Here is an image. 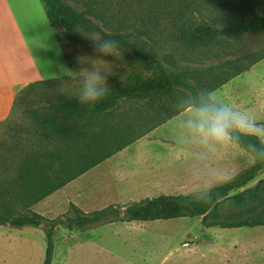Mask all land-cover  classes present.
<instances>
[{
	"label": "rangeland",
	"instance_id": "1",
	"mask_svg": "<svg viewBox=\"0 0 264 264\" xmlns=\"http://www.w3.org/2000/svg\"><path fill=\"white\" fill-rule=\"evenodd\" d=\"M69 1L78 8L91 5L106 19L112 17V26L124 24L142 29L148 47L161 59H169L183 70L195 71L190 79L200 81L202 91L208 90V97L212 93L213 102L228 105L264 125V32L246 34L205 53L193 54L179 42L175 31L181 23L197 24L200 16L232 19V9H240L245 0H222L226 6L216 5L215 0ZM248 1H253V8L257 9V4L264 0ZM36 3L42 11L40 17L31 18L35 25L29 28L27 54L32 53L39 73L49 82L35 84L21 93L11 118L0 124L2 192L10 187L5 179L15 170L17 150L27 148L39 138L38 129L32 128H37L33 111L49 114L50 105L77 96L80 79L74 72L81 68L77 57L101 55L93 51L92 40L100 39L97 34L85 45L70 42L59 31L58 41L43 4L40 0ZM104 59L109 87L121 84L139 70L138 62L127 51L116 50L114 56ZM227 59L235 61L233 68L221 65ZM242 68L245 70L238 72ZM225 79L222 86L211 89ZM185 99L189 102L187 95ZM195 109L190 107L187 112L182 110L167 118V104L126 101L114 112L116 120L123 121V128L129 126L130 138H139L48 198L32 207L20 205L13 214L31 210L52 221L72 215L70 203L90 213L146 197L199 196L254 164L253 156L236 144L205 145L193 135L187 121L194 118ZM261 179L264 172L248 187ZM263 205L257 202L253 208L264 213ZM225 207L229 210L230 205ZM48 226L49 223L40 227H0V264H36L42 260ZM54 231L53 264H264L263 227H205L201 218L190 217L125 224L111 216L102 224L74 230L58 225Z\"/></svg>",
	"mask_w": 264,
	"mask_h": 264
},
{
	"label": "trees",
	"instance_id": "2",
	"mask_svg": "<svg viewBox=\"0 0 264 264\" xmlns=\"http://www.w3.org/2000/svg\"><path fill=\"white\" fill-rule=\"evenodd\" d=\"M40 1L50 26L62 31L67 40L86 45L95 34L103 39L116 40L119 42L117 50L129 52L138 62L139 70L129 74L121 84L110 87L108 94L94 105L80 104L74 96L50 105L49 114L33 111L37 128H32L38 129L39 138L27 148L17 150L15 170L5 179L10 187L3 192L0 190V227L6 224L13 228L40 227L49 223L45 230L46 252L42 264H52L56 226L82 229L102 224L111 216L122 223L190 217L201 218L205 227L264 228V213L253 208L254 203L264 204V179L248 187L264 172V159L257 158L251 145L264 149V144L238 132L232 133L231 142L248 151L254 158V164L199 196L146 197L125 206L109 205L90 213L70 203L72 215L52 221L31 210L25 214H13L20 205L32 207L139 138H130L129 126L123 128V121L116 120L114 112L126 101L167 104L170 111L167 118L190 107L198 109L204 104H216L208 97V90L202 91L200 81L197 83L190 79V74L195 71L183 70L177 63L161 59L148 47L142 29L124 24L112 26V17L106 19L91 5L78 8L69 0ZM215 1L218 6H226L222 0ZM261 2L256 9L253 1L245 0L240 9H232V19L200 16L195 25L181 23L180 29H175L178 40L193 54H198L246 34L264 32V1ZM234 63V60L227 59L221 65L231 69ZM238 70L241 72L245 68ZM225 82L226 79L211 89ZM41 83L29 85L22 94L29 87ZM226 205H230L229 210H226Z\"/></svg>",
	"mask_w": 264,
	"mask_h": 264
},
{
	"label": "clouds",
	"instance_id": "3",
	"mask_svg": "<svg viewBox=\"0 0 264 264\" xmlns=\"http://www.w3.org/2000/svg\"><path fill=\"white\" fill-rule=\"evenodd\" d=\"M92 42L94 53L101 55L78 56L77 61L81 68L74 72L80 79L77 95L80 104L94 105L108 94L109 73L103 68L107 63L104 57L114 56L119 47V42L111 39L100 38ZM211 95L212 93L209 94L210 99ZM194 113V118L187 121V128L205 145L210 143L227 145L232 141L233 132L252 137L264 144V125L258 124L247 114L238 112L228 105L204 104L195 109ZM251 149L258 159H264V149H258L255 144L251 145Z\"/></svg>",
	"mask_w": 264,
	"mask_h": 264
},
{
	"label": "crops",
	"instance_id": "4",
	"mask_svg": "<svg viewBox=\"0 0 264 264\" xmlns=\"http://www.w3.org/2000/svg\"><path fill=\"white\" fill-rule=\"evenodd\" d=\"M41 11L36 0H0V124L11 118L16 99L25 88L33 83L49 82L39 73L32 53L31 56L27 54V43L31 40L28 36L29 28L35 25V21L31 18L40 17ZM55 32L60 41L59 31ZM125 224H133V222ZM44 259L45 257L38 260L36 264H42Z\"/></svg>",
	"mask_w": 264,
	"mask_h": 264
}]
</instances>
